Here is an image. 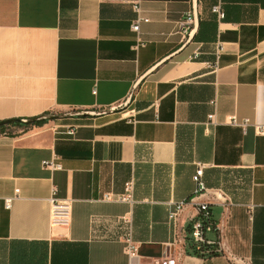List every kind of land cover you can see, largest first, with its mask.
I'll return each instance as SVG.
<instances>
[{
  "label": "crops",
  "instance_id": "crops-1",
  "mask_svg": "<svg viewBox=\"0 0 264 264\" xmlns=\"http://www.w3.org/2000/svg\"><path fill=\"white\" fill-rule=\"evenodd\" d=\"M233 114L264 124V0H0V123L32 120L0 131V264H128L129 230L138 262L264 264V134ZM54 157L63 168H44ZM131 180L133 204L119 200ZM52 195L73 201L69 227L50 224ZM203 201L220 227L210 256L189 253Z\"/></svg>",
  "mask_w": 264,
  "mask_h": 264
},
{
  "label": "built area",
  "instance_id": "built-area-1",
  "mask_svg": "<svg viewBox=\"0 0 264 264\" xmlns=\"http://www.w3.org/2000/svg\"><path fill=\"white\" fill-rule=\"evenodd\" d=\"M134 10L136 12V17L132 23V29L137 33L140 32V27L143 22H148L150 19L143 15V9L140 3L133 4ZM219 18L225 16L224 10L220 4H216L212 8ZM198 17V13L195 12V8L187 10L183 17L179 21L180 32L189 34L195 24ZM221 47L218 48V53L221 51ZM199 52H196L191 58L196 59L199 56ZM211 123L217 124L216 115L210 114L208 116ZM226 123L238 126L247 130L249 126H254L255 132L257 134H264V124L252 123L249 118L240 119L236 114L230 115L225 120ZM69 133H74L73 129L69 130ZM44 168L50 170H61L63 168L62 164L57 161V157L51 159H44L42 161ZM193 180L195 183L193 201L208 192V187L204 180V166L199 165L196 169ZM134 182L128 181L125 186L124 192L119 196V200L122 202H127L133 204L136 202L134 194ZM16 196L19 194V189L15 190ZM16 196H9L5 198V207L11 209L13 201ZM218 198L220 196L218 195ZM186 200H180L173 203V207L170 210V218L173 220L177 219V216L186 206ZM254 205H250V209H253ZM198 216L194 219L190 235L193 241L196 244V249H198L203 255L210 256L215 255L221 252V241H220V227L214 221L212 213L210 210V204L207 201L198 203ZM73 218V201L70 199L59 198L55 195H52L50 198V224L52 226H62L69 227L72 223ZM124 221L129 222V219L124 216ZM209 233H215L216 238H209ZM124 250L129 258L128 264H177V259L172 254H167L160 259H156L151 263L138 262V245L136 240L133 238L131 231L129 230L124 234L123 237ZM231 261L233 264H250V261L247 258H241L237 256H231Z\"/></svg>",
  "mask_w": 264,
  "mask_h": 264
},
{
  "label": "rangeland",
  "instance_id": "rangeland-1",
  "mask_svg": "<svg viewBox=\"0 0 264 264\" xmlns=\"http://www.w3.org/2000/svg\"><path fill=\"white\" fill-rule=\"evenodd\" d=\"M30 123L27 122H20L19 124H5V129H7V131L9 132H18L19 130L24 129L27 125H29Z\"/></svg>",
  "mask_w": 264,
  "mask_h": 264
},
{
  "label": "trees",
  "instance_id": "trees-1",
  "mask_svg": "<svg viewBox=\"0 0 264 264\" xmlns=\"http://www.w3.org/2000/svg\"><path fill=\"white\" fill-rule=\"evenodd\" d=\"M17 124H19V123H17ZM5 126H6L5 124H1V125H0V131H1V130L3 131V130L5 129ZM189 253H190V254H193V255H199V256H200V255H203V253H201V252H200L198 249H196V248H195L194 250L190 251Z\"/></svg>",
  "mask_w": 264,
  "mask_h": 264
},
{
  "label": "water",
  "instance_id": "water-1",
  "mask_svg": "<svg viewBox=\"0 0 264 264\" xmlns=\"http://www.w3.org/2000/svg\"><path fill=\"white\" fill-rule=\"evenodd\" d=\"M194 8H195V12L197 13V8H196V5L194 4ZM197 22H198V17H197V20H196V24H197ZM195 24V25H196ZM23 122H27V123H29V122H31L32 120H22ZM1 124H3V123H0V125Z\"/></svg>",
  "mask_w": 264,
  "mask_h": 264
}]
</instances>
